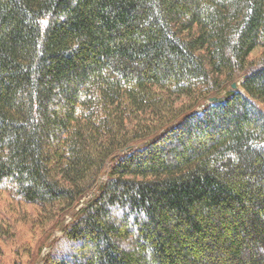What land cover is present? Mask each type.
Masks as SVG:
<instances>
[{
	"label": "trees",
	"instance_id": "1",
	"mask_svg": "<svg viewBox=\"0 0 264 264\" xmlns=\"http://www.w3.org/2000/svg\"><path fill=\"white\" fill-rule=\"evenodd\" d=\"M108 164L44 264H264V0H0V196Z\"/></svg>",
	"mask_w": 264,
	"mask_h": 264
},
{
	"label": "rangeland",
	"instance_id": "2",
	"mask_svg": "<svg viewBox=\"0 0 264 264\" xmlns=\"http://www.w3.org/2000/svg\"><path fill=\"white\" fill-rule=\"evenodd\" d=\"M259 56L255 52L253 58ZM240 82L237 83L239 91ZM209 100L197 109L212 105ZM110 165L96 186L76 206L65 213L59 211L45 216L37 207L16 205L4 194L0 196V264H44L45 258L67 255L60 244L63 230L75 216L94 200L107 179ZM59 248V250H58Z\"/></svg>",
	"mask_w": 264,
	"mask_h": 264
},
{
	"label": "water",
	"instance_id": "3",
	"mask_svg": "<svg viewBox=\"0 0 264 264\" xmlns=\"http://www.w3.org/2000/svg\"><path fill=\"white\" fill-rule=\"evenodd\" d=\"M231 88L232 90H237V84H233ZM214 101H215V98L209 100L210 103H213Z\"/></svg>",
	"mask_w": 264,
	"mask_h": 264
}]
</instances>
